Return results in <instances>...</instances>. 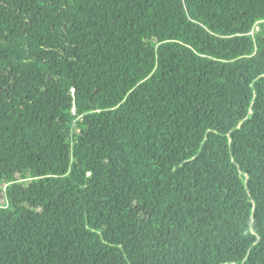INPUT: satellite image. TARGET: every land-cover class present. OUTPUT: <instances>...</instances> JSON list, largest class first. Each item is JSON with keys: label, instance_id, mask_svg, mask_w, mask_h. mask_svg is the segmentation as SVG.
<instances>
[{"label": "trees", "instance_id": "obj_1", "mask_svg": "<svg viewBox=\"0 0 264 264\" xmlns=\"http://www.w3.org/2000/svg\"><path fill=\"white\" fill-rule=\"evenodd\" d=\"M0 264H264V0H0Z\"/></svg>", "mask_w": 264, "mask_h": 264}, {"label": "rangeland", "instance_id": "obj_2", "mask_svg": "<svg viewBox=\"0 0 264 264\" xmlns=\"http://www.w3.org/2000/svg\"><path fill=\"white\" fill-rule=\"evenodd\" d=\"M257 29H258V27L255 30H257Z\"/></svg>", "mask_w": 264, "mask_h": 264}]
</instances>
